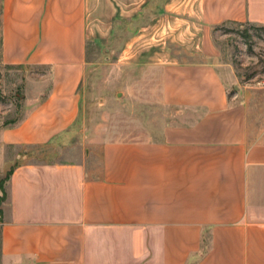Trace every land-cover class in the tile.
Here are the masks:
<instances>
[{
	"label": "crops",
	"instance_id": "obj_1",
	"mask_svg": "<svg viewBox=\"0 0 264 264\" xmlns=\"http://www.w3.org/2000/svg\"><path fill=\"white\" fill-rule=\"evenodd\" d=\"M145 13L121 51L136 133L81 134L88 41ZM245 22L264 0H2L1 62L42 71L0 111V264H264V109L214 40Z\"/></svg>",
	"mask_w": 264,
	"mask_h": 264
},
{
	"label": "rangeland",
	"instance_id": "obj_2",
	"mask_svg": "<svg viewBox=\"0 0 264 264\" xmlns=\"http://www.w3.org/2000/svg\"><path fill=\"white\" fill-rule=\"evenodd\" d=\"M148 18L150 13H145L139 19H115L114 21L120 22H115L107 36H97L88 41L80 111V118H85L87 122L80 126L83 128L79 131L81 134L89 135L92 132V135L105 138L110 130L118 136L129 132L136 133V125H129L124 118H136L142 111H138L136 102L131 106V102L124 100L125 92L127 94L129 89L123 84V77L127 72L135 74L138 66H128L121 51L123 44L136 30L138 22L144 23ZM214 40L220 49L222 60L232 66L237 76L236 87H242L244 96L250 98V102L251 98L255 100L254 104L259 109H264V25L248 22L226 23L216 28ZM41 71L40 67L8 65L0 60L2 122H13L20 116L24 77L31 72L36 77ZM234 89L236 90L231 88L230 92ZM88 119L91 122L95 120L96 125L88 126ZM111 123L115 125L112 126ZM97 144L99 149L100 143ZM59 148L60 145L32 146L26 160L54 161L70 156L69 153H62Z\"/></svg>",
	"mask_w": 264,
	"mask_h": 264
},
{
	"label": "trees",
	"instance_id": "obj_3",
	"mask_svg": "<svg viewBox=\"0 0 264 264\" xmlns=\"http://www.w3.org/2000/svg\"><path fill=\"white\" fill-rule=\"evenodd\" d=\"M11 171V170H10ZM10 171L7 172V174L3 177V178H0V187L2 189V195L0 196V203L2 202V200H4L5 198V191H4V186H3V183L4 181L8 178L9 174H10Z\"/></svg>",
	"mask_w": 264,
	"mask_h": 264
}]
</instances>
